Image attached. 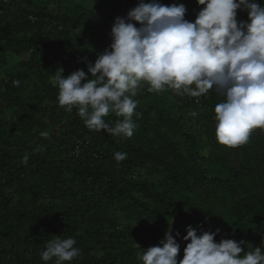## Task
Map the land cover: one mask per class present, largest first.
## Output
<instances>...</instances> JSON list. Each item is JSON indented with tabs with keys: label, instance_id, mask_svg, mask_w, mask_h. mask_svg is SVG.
<instances>
[{
	"label": "trees",
	"instance_id": "obj_1",
	"mask_svg": "<svg viewBox=\"0 0 264 264\" xmlns=\"http://www.w3.org/2000/svg\"><path fill=\"white\" fill-rule=\"evenodd\" d=\"M138 2L0 0V264H45L40 253L54 235L74 238L80 249L64 264H142L137 254L159 245L169 228L180 233V260L189 225L220 229L216 242L264 251V130L239 147L220 144L214 108L223 98L214 90L194 98L142 83L131 138L90 131L76 108L59 105L54 76L88 75L80 58L94 63L111 43L115 18ZM158 2L184 4L190 22L203 7ZM116 152L126 158L117 162Z\"/></svg>",
	"mask_w": 264,
	"mask_h": 264
},
{
	"label": "clouds",
	"instance_id": "obj_2",
	"mask_svg": "<svg viewBox=\"0 0 264 264\" xmlns=\"http://www.w3.org/2000/svg\"><path fill=\"white\" fill-rule=\"evenodd\" d=\"M196 3L203 7L194 22L185 19L184 4L163 5L158 0H139L126 16L116 17L110 45L94 63L80 58L88 75L78 69L65 77L60 69L54 76L59 105L67 112L76 108L90 131L131 138L138 127L133 115L139 116L133 97L142 83L149 85V92L170 89L194 98L214 90L223 98L214 108L217 141L228 147L247 144L254 130H264V5L256 0ZM238 10L247 12V20L237 19ZM20 83L13 80V86ZM110 113L123 119L113 125L105 119ZM126 155L116 152L114 159L120 162ZM28 159L25 154L21 162L26 165ZM219 233L187 226L182 237L187 243L178 260L180 233L174 237L169 228L159 245L144 249L138 259L142 264H264L260 246L245 252L244 241L216 242ZM75 245L72 237L54 235L41 259L45 264L53 259L55 264L70 262L80 256Z\"/></svg>",
	"mask_w": 264,
	"mask_h": 264
},
{
	"label": "built area",
	"instance_id": "obj_3",
	"mask_svg": "<svg viewBox=\"0 0 264 264\" xmlns=\"http://www.w3.org/2000/svg\"><path fill=\"white\" fill-rule=\"evenodd\" d=\"M82 151H83V146L76 145L71 153L74 154L75 156H78Z\"/></svg>",
	"mask_w": 264,
	"mask_h": 264
}]
</instances>
